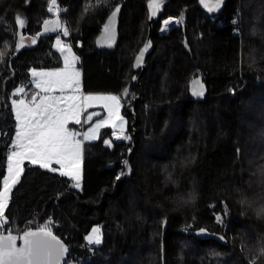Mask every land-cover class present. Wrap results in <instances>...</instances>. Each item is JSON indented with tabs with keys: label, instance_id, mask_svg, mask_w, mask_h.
<instances>
[{
	"label": "trees",
	"instance_id": "obj_1",
	"mask_svg": "<svg viewBox=\"0 0 264 264\" xmlns=\"http://www.w3.org/2000/svg\"><path fill=\"white\" fill-rule=\"evenodd\" d=\"M150 1L56 0L69 6L60 17L83 61L84 90L120 95L130 139L117 142L106 127L85 143L80 188L59 171L25 162L4 212L5 232L44 229L51 220L82 256L99 227L101 242L86 264H264V0H228L215 21L196 0L164 3L141 76L134 60L149 34ZM123 2L118 47L101 51L96 39ZM51 5L0 0V192L16 136L14 91L30 85L33 70L64 67L55 49L61 30L42 35L44 21L57 16ZM183 11L185 30L161 31ZM199 75L209 90L203 101L189 94ZM104 116L94 111L84 126ZM201 228L223 234L229 245L183 233Z\"/></svg>",
	"mask_w": 264,
	"mask_h": 264
},
{
	"label": "rangeland",
	"instance_id": "obj_2",
	"mask_svg": "<svg viewBox=\"0 0 264 264\" xmlns=\"http://www.w3.org/2000/svg\"><path fill=\"white\" fill-rule=\"evenodd\" d=\"M55 5H51V7H54ZM58 14L59 13H56V15ZM166 21L167 23H165ZM180 24L182 23L179 21V18L166 19L163 22L161 31L166 32L175 26H179ZM23 26L24 22L21 27ZM61 27L62 29L58 41H65L63 44L61 43L59 46H57V48L63 55L65 67L55 70H33L31 72L32 76L30 85H23L19 87L18 89H22V91L18 92L17 89L14 91L13 107L16 115V134L18 131H21L23 129L24 124L31 123L30 120L25 119V111L27 109L32 110L29 113V116L39 117L41 114L40 109L46 106L48 107V112H55L61 116H66L68 118V123L65 125V127L68 130L76 133L75 140L80 142L81 150L78 159L74 157V159H76V163H74L71 168L64 167L63 169L65 170V173H69V175L74 179L76 185L79 184L78 188H80L84 178V144L99 140L103 129L106 127H111L115 130L114 132H118L124 135V141H128L130 139V136L128 134L127 120L122 114L123 100L120 95L111 92H86L84 90V70L82 58L70 41L71 30L68 22L63 21ZM65 30H67V35L64 34ZM21 37L29 43L36 42V39L33 37L31 38L24 35H21ZM50 73L53 75H49ZM56 73H59V75H56ZM38 84L39 87L37 86ZM33 96H35L34 100ZM87 96H92L94 98L99 97L101 99H93L92 101H89L85 99V97ZM107 97H116L118 100V105L117 101L103 99ZM20 100L24 101V105L14 103V101L18 102ZM37 106L40 107L38 108ZM110 109L111 114L109 111ZM18 111L20 113L19 120L17 119ZM94 111H102L104 112L105 116L95 120L92 124L86 127L84 126L83 128V125L85 124L86 119H88L89 114ZM259 111H264V107H262ZM76 119H79V124L75 123ZM101 120H105L107 121V123L96 129L94 138L89 136L88 139H85V134L89 133L90 129H95L97 123ZM18 143L19 142L17 141L15 136L10 148L9 157H11V159L8 160L5 177H11L15 174V172L17 171V160L20 161L19 168L22 170L20 171L19 176L16 177L17 182L14 184H10V187L8 189V199L5 202L4 212L7 205L9 204L12 188L18 183L23 173V165L27 161L30 162L29 157L32 155V153L30 152H25L23 156H13L12 153L14 151L20 152ZM35 164L41 165L42 162L37 161L35 162ZM9 165H11V172L9 171ZM59 166L60 165H57L53 161L50 167L47 168H56L58 169L57 171H59ZM2 191H4V186ZM0 220L5 221V223L0 224L2 232L7 231V221L4 213L3 217H0ZM56 226L57 224L54 221L49 220L45 224L44 229H47L50 232L54 233ZM95 229H98V232L92 231V233L86 237L87 243L93 246L92 252L94 247L101 242L102 238L101 229L99 227ZM89 237H92V240H89ZM97 237L99 238V243H95ZM255 262L256 261H251L250 264H255Z\"/></svg>",
	"mask_w": 264,
	"mask_h": 264
},
{
	"label": "snow or ice",
	"instance_id": "obj_3",
	"mask_svg": "<svg viewBox=\"0 0 264 264\" xmlns=\"http://www.w3.org/2000/svg\"><path fill=\"white\" fill-rule=\"evenodd\" d=\"M202 2H204V0H202ZM220 2L221 0H216V4L213 5V7L218 6ZM50 3L55 5L56 0H50ZM210 10L212 9L210 8ZM49 11H52L51 7ZM116 11H119V9ZM154 14L155 12H153V15ZM113 15H115V13H113ZM17 21L19 24H23V21L20 20L19 17H17ZM50 23L55 24L56 27L59 26L56 22L46 20L44 21L46 31L49 30L47 26ZM165 23H167V21ZM64 34H68L67 30H65ZM2 56L3 53H0V57ZM49 75L53 74L50 73ZM56 75H59V73H56ZM37 86L39 87V84ZM17 91H22V89H17ZM34 99L35 96H33V100ZM85 99L92 101L93 99L101 98L87 96ZM103 99L117 101L118 105L116 97H107ZM14 103L24 105L23 100L18 102L14 101ZM37 107L39 108L40 106ZM31 111V109L25 111V119L30 120L31 123L24 124L23 129L16 134L20 152L14 151L12 155L23 156L25 152H30L32 155L29 159L32 163L40 161L42 162L41 166L50 167L51 163L54 161L62 168H71L73 164L76 163L81 149L80 142L75 140L76 133L65 127L68 123V118L55 112H48L47 106L40 109L41 114L39 117L29 116ZM109 111L111 114V109ZM17 119H20L19 111L17 112ZM75 123L79 124V119H76ZM106 123L107 121L105 120L99 121L96 128L90 129L89 133L85 134L84 138L88 139L89 136L94 138L96 129ZM74 157L76 159H74ZM9 159H11V157H9ZM19 163L20 161L17 160V171L15 174L11 177L4 178V191L0 192V217H3L10 184L17 182L16 177L19 176L22 170L19 168ZM11 170V165H9V171L11 172ZM50 170L57 171L58 169L51 168ZM61 174L68 175L69 173L62 172ZM76 186L79 187V184ZM3 223H5V221L0 220V224ZM93 231L98 232V229H94ZM16 239V237L11 235L7 237L0 236V264H60L61 258L64 253L67 252V248L56 237L52 236L51 232H47L44 229H39L35 232L26 231L23 236V247L16 246ZM89 240H92V237H89ZM99 242V238L97 237L95 243Z\"/></svg>",
	"mask_w": 264,
	"mask_h": 264
},
{
	"label": "water",
	"instance_id": "obj_4",
	"mask_svg": "<svg viewBox=\"0 0 264 264\" xmlns=\"http://www.w3.org/2000/svg\"><path fill=\"white\" fill-rule=\"evenodd\" d=\"M168 1H170V0H151L149 2V5H148V7H149V34H148V37H147L144 45L141 47V49L137 53L135 60H134L135 70L136 71L141 70L142 71L141 76L144 73L145 69L147 68V59H148L149 55L154 50V43L152 40V34H153V28H154L153 23L159 19L160 15L162 13L163 4L168 2ZM196 1L198 2L199 7L207 15L216 16V15L221 14L224 11L228 0H221L219 5L216 7H213V5L216 4V0H204V2H202V0H196ZM124 4H125V2L119 4L111 12V14L108 16L107 20L105 21V23L102 27L101 33L99 34V36L96 39V46L99 50H101V51H103V50L114 51L118 47V44L120 41V23H121V16H122ZM210 8L212 10H210ZM117 9H119V11H116ZM153 12H155L154 15H153ZM113 13H115V15H113ZM180 20H181V22L183 24V28L185 30L186 29V22H187L186 11H183ZM50 22H56V24H58L59 26L56 27L55 24L50 23L47 26L49 30H47V31L45 30L46 32H44L42 35L47 34L48 32L56 34L61 29L62 19H61L60 15H57L55 18L50 20ZM186 43H187V40H186ZM141 76L138 78L139 82H140ZM189 94H190V98L192 100H195V101H203V100L207 99L208 94H209V90H208L207 84L204 81L203 76L199 75V76L194 77L191 80V82L189 84ZM135 149H136V142H133V149L130 150L129 155H128V159L126 161V171L124 174V177H126V178L131 177V175L133 173V170L130 167V160H131V156L134 153ZM220 219H221L220 217H217L216 222L219 223ZM38 230L39 229L35 228V229H29L26 231L35 232ZM44 230L47 232H50L47 229H44ZM26 231H21L18 233L1 232L0 231V236L7 237V236L11 235L13 237H16L17 238L15 241L16 246L17 247H23V243H24L23 242V236H24V233ZM183 233L197 237L199 239L214 240V241H216L222 245H226V246L229 245L227 238L223 234L210 231L207 228H201V229H196V230H183ZM51 234H52V236L56 237L67 248V252L64 253L63 257L60 260V264H65V261L69 257L70 252H71L70 248L56 234H54L53 232H51Z\"/></svg>",
	"mask_w": 264,
	"mask_h": 264
},
{
	"label": "built area",
	"instance_id": "obj_5",
	"mask_svg": "<svg viewBox=\"0 0 264 264\" xmlns=\"http://www.w3.org/2000/svg\"><path fill=\"white\" fill-rule=\"evenodd\" d=\"M67 3H70V1ZM67 3L65 4V6H59V5H55L54 7L52 6L51 7L52 11L55 13L66 15L68 10H69V6ZM218 16L219 15L211 16V17H212L213 21H215L218 18ZM179 21L181 22L180 19H179ZM231 24L238 27L237 34H239V36H241L242 35V20L236 19ZM83 128H84V126H83ZM113 139L116 140L117 142H123L125 140V136L118 133V132H114L113 133ZM0 231H2L1 227H0ZM83 248L85 250V253L82 256H78V254L70 252V255L66 259L65 264H86L88 259H89V255L92 253L93 246L91 244H88L87 241L85 240Z\"/></svg>",
	"mask_w": 264,
	"mask_h": 264
},
{
	"label": "crops",
	"instance_id": "obj_6",
	"mask_svg": "<svg viewBox=\"0 0 264 264\" xmlns=\"http://www.w3.org/2000/svg\"><path fill=\"white\" fill-rule=\"evenodd\" d=\"M70 33V32H69ZM58 38L56 39V42H55V49L60 53V55L62 56V58H63V55H62V53L58 50V48H57V46H59L61 43L63 44L64 43V41L65 40H62V41H60L59 43H58ZM63 60H64V58H63ZM64 67H65V61H64ZM114 130V129H113ZM115 131V130H114ZM59 171L62 173H65V170L61 167V166H59ZM65 176H67V177H69L72 181H73V184L76 186V182L74 181V179L68 174V175H65Z\"/></svg>",
	"mask_w": 264,
	"mask_h": 264
},
{
	"label": "bare ground",
	"instance_id": "obj_7",
	"mask_svg": "<svg viewBox=\"0 0 264 264\" xmlns=\"http://www.w3.org/2000/svg\"><path fill=\"white\" fill-rule=\"evenodd\" d=\"M208 16H209V15H208ZM59 31H60V30H59ZM59 33H61V31H60ZM59 35H60V34H59ZM59 37H60V36H59ZM59 37H58V38H59ZM113 133H114V132H113Z\"/></svg>",
	"mask_w": 264,
	"mask_h": 264
},
{
	"label": "flooded vegetation",
	"instance_id": "obj_8",
	"mask_svg": "<svg viewBox=\"0 0 264 264\" xmlns=\"http://www.w3.org/2000/svg\"><path fill=\"white\" fill-rule=\"evenodd\" d=\"M47 34H51V33L49 32V33H47Z\"/></svg>",
	"mask_w": 264,
	"mask_h": 264
}]
</instances>
